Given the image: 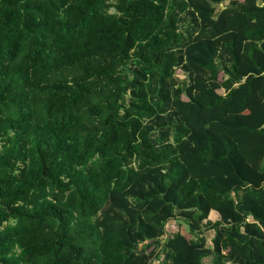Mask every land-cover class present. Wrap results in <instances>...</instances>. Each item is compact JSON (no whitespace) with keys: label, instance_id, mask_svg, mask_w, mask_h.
<instances>
[{"label":"trees","instance_id":"16d2710c","mask_svg":"<svg viewBox=\"0 0 264 264\" xmlns=\"http://www.w3.org/2000/svg\"><path fill=\"white\" fill-rule=\"evenodd\" d=\"M0 264H264V0H0Z\"/></svg>","mask_w":264,"mask_h":264},{"label":"rangeland","instance_id":"374dc122","mask_svg":"<svg viewBox=\"0 0 264 264\" xmlns=\"http://www.w3.org/2000/svg\"><path fill=\"white\" fill-rule=\"evenodd\" d=\"M178 74L181 76V78H183V74H182V72H179ZM171 225L175 228L174 223H172ZM171 229H173V228L171 227Z\"/></svg>","mask_w":264,"mask_h":264}]
</instances>
